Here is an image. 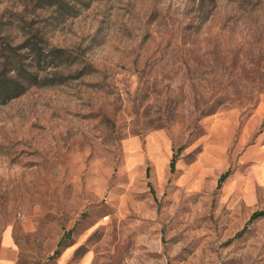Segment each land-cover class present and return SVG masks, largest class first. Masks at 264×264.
Instances as JSON below:
<instances>
[{
	"label": "rangeland",
	"instance_id": "1",
	"mask_svg": "<svg viewBox=\"0 0 264 264\" xmlns=\"http://www.w3.org/2000/svg\"><path fill=\"white\" fill-rule=\"evenodd\" d=\"M260 211L264 0H0V264H264Z\"/></svg>",
	"mask_w": 264,
	"mask_h": 264
},
{
	"label": "trees",
	"instance_id": "2",
	"mask_svg": "<svg viewBox=\"0 0 264 264\" xmlns=\"http://www.w3.org/2000/svg\"><path fill=\"white\" fill-rule=\"evenodd\" d=\"M183 149L184 147L179 148V150H183ZM176 160H177V155H174L170 163L171 172L175 170ZM227 177H228L227 173L222 175L219 179L218 186H221V184L225 181ZM263 217H264V211L255 212L252 214L250 221L253 222L256 219L263 218ZM67 246L68 245L65 243V239L62 238V240H60V242L58 243V249L55 251L52 259L58 258L62 252V249L66 248Z\"/></svg>",
	"mask_w": 264,
	"mask_h": 264
}]
</instances>
